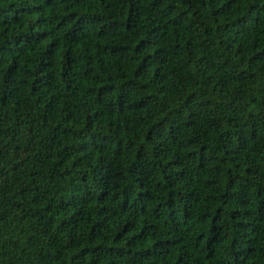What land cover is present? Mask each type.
<instances>
[{
  "label": "trees",
  "instance_id": "trees-1",
  "mask_svg": "<svg viewBox=\"0 0 264 264\" xmlns=\"http://www.w3.org/2000/svg\"><path fill=\"white\" fill-rule=\"evenodd\" d=\"M0 264H264V0H0Z\"/></svg>",
  "mask_w": 264,
  "mask_h": 264
},
{
  "label": "rangeland",
  "instance_id": "rangeland-1",
  "mask_svg": "<svg viewBox=\"0 0 264 264\" xmlns=\"http://www.w3.org/2000/svg\"><path fill=\"white\" fill-rule=\"evenodd\" d=\"M207 122H208L209 124H215V123H216L215 115H214V114H211V115L209 116V118L207 119Z\"/></svg>",
  "mask_w": 264,
  "mask_h": 264
}]
</instances>
